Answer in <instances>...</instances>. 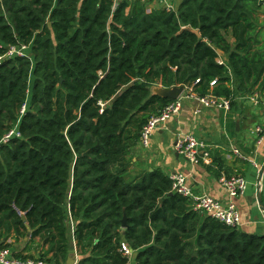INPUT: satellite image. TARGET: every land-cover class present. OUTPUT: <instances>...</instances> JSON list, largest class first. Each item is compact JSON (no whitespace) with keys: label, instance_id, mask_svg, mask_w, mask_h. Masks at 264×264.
<instances>
[{"label":"trees","instance_id":"trees-1","mask_svg":"<svg viewBox=\"0 0 264 264\" xmlns=\"http://www.w3.org/2000/svg\"><path fill=\"white\" fill-rule=\"evenodd\" d=\"M262 6L181 0L148 13L141 0H1L0 56L30 51L0 64V142L20 134L0 148V249L29 237L37 259L67 264L72 233L78 264H129L124 245L137 264H264V235L194 210L161 169L132 173L144 126L174 102L154 86L230 109L247 87L264 89Z\"/></svg>","mask_w":264,"mask_h":264},{"label":"crops","instance_id":"crops-1","mask_svg":"<svg viewBox=\"0 0 264 264\" xmlns=\"http://www.w3.org/2000/svg\"><path fill=\"white\" fill-rule=\"evenodd\" d=\"M163 1L173 3L176 9L181 3V0ZM259 1L263 2V6L259 14L262 28L258 37L261 43L257 46V52L261 51L264 55V0ZM155 6L157 7H152L156 9L160 5L157 3ZM148 10L152 11V8L148 7ZM229 41L231 44L235 42L233 38ZM226 61L227 56L220 53L218 63L223 64ZM261 83L262 81L242 90V95L237 98V106L229 111L205 107L194 98L191 89L186 88L182 99L180 98L181 111L155 131L148 149L141 145L136 148L132 173L161 169L170 178L175 174H183L188 177L196 194L211 196L224 204L234 202L242 215V223L239 227L242 232L264 235V213L258 204L260 174L264 168V133L256 132L257 129L264 131V89ZM161 91L162 86L156 85L152 88V93H161ZM186 134L194 135L213 146L210 166L193 165L176 152L175 144L178 136ZM234 150H238L241 156H237ZM224 176L244 177L248 183L246 191L232 199L220 184V179ZM261 185L264 203V175ZM71 231L73 232V228ZM14 237L13 234L6 240V243L12 245L10 249L13 252L38 257L36 245L27 248L29 237L20 238L19 242H16ZM70 237L72 241L70 251H75L78 261L72 233ZM129 264H137L135 252Z\"/></svg>","mask_w":264,"mask_h":264},{"label":"built area","instance_id":"built-area-1","mask_svg":"<svg viewBox=\"0 0 264 264\" xmlns=\"http://www.w3.org/2000/svg\"><path fill=\"white\" fill-rule=\"evenodd\" d=\"M114 2V9L119 5L122 0H112ZM144 3H152L159 0H141ZM163 1V0H162ZM161 1V2H162ZM164 9L167 11H175V5L171 2L163 1ZM151 13V10H147ZM30 48H10L6 55L0 56V64L8 58H14L16 56H28ZM222 64V63H221ZM217 82L211 83L214 87ZM187 88V87H186ZM194 98L198 100L205 107H213L223 109L225 111L230 110V101L226 98L209 96L200 98L194 95ZM182 102L181 99L173 102L167 106L160 115L151 118L142 130L140 145L148 149L151 145L153 134L161 126L165 125L174 115L181 111ZM26 106L23 109L24 113ZM258 134H263L262 129H257ZM20 138V134L17 130L11 131L4 139L0 142V148L2 143H8L13 137ZM176 152L183 157L187 162L193 165H205L210 166L212 164V150L213 146L208 144L202 139H198L194 135L186 134L180 135L177 138L175 144ZM237 156H241L238 150H234ZM172 180V191L192 201L194 210L202 212L213 219L230 227H240L242 223V215L238 206L234 202L224 204L222 201L213 198L208 195H198L194 192L193 187L189 183L188 177L183 174H175L171 177ZM220 184L228 191L232 199L242 195L247 189V181L242 176L234 177H222ZM124 254L129 257L133 255V251L124 245ZM0 264H48L37 258L35 259H21L14 256V252L11 249H0ZM75 264H78L76 261Z\"/></svg>","mask_w":264,"mask_h":264},{"label":"water","instance_id":"water-1","mask_svg":"<svg viewBox=\"0 0 264 264\" xmlns=\"http://www.w3.org/2000/svg\"><path fill=\"white\" fill-rule=\"evenodd\" d=\"M51 26V25H50ZM197 34H199L198 32H196ZM186 87L185 86H180V87H173L170 89H166L162 87V91L161 93H153L154 95H158L161 96L163 98H168L172 101H177L180 98L182 99V95L185 93ZM264 175V168L261 171L260 174V183H259V190H258V204L259 207L261 209V211L264 213V203H263V199H262V178ZM23 220H25V218H23ZM128 223H127V219L125 218L123 221V228H127ZM77 261V256L75 251H70V257L68 258L67 264H75Z\"/></svg>","mask_w":264,"mask_h":264},{"label":"rangeland","instance_id":"rangeland-1","mask_svg":"<svg viewBox=\"0 0 264 264\" xmlns=\"http://www.w3.org/2000/svg\"><path fill=\"white\" fill-rule=\"evenodd\" d=\"M0 1H1V0H0ZM161 1H162V0L154 1V2H152V3H150V4H148V7H151V8H152V11H153V10L155 9L154 7H157V6H155V5L158 3V4L160 5L159 8L164 9V5L161 4ZM174 1H175V0H174ZM174 1H173V2H174ZM175 2H176V1H175ZM154 3H156V4H154ZM153 4H154V5H153ZM152 6H154V7H152ZM175 10H177V9H176V6H175ZM173 11H174V10H173Z\"/></svg>","mask_w":264,"mask_h":264}]
</instances>
